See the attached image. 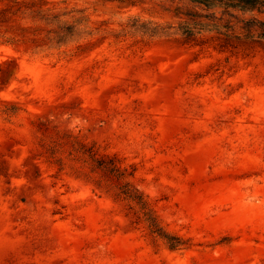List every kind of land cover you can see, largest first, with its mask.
<instances>
[{
  "label": "rangeland",
  "instance_id": "rangeland-1",
  "mask_svg": "<svg viewBox=\"0 0 264 264\" xmlns=\"http://www.w3.org/2000/svg\"><path fill=\"white\" fill-rule=\"evenodd\" d=\"M20 6L78 30L57 43ZM175 8L0 0V264H264V39L144 38ZM78 141L135 170L183 249L95 189Z\"/></svg>",
  "mask_w": 264,
  "mask_h": 264
},
{
  "label": "trees",
  "instance_id": "trees-1",
  "mask_svg": "<svg viewBox=\"0 0 264 264\" xmlns=\"http://www.w3.org/2000/svg\"><path fill=\"white\" fill-rule=\"evenodd\" d=\"M135 4L147 0H118ZM176 4L175 16L180 20L176 26L157 25L144 30V38L155 39L166 34L171 28L195 40L206 32H217L225 37L264 39V19L248 14L264 16V0H170ZM16 14L44 22L50 28L53 40L63 43L73 37L81 19L76 11L61 13L44 9H28L20 6ZM67 18V20H65ZM75 153L91 168V181L95 189L125 204L136 224H143L150 235L163 241L173 251L181 250L186 243L171 234L162 224L157 212L145 193L134 182L135 170L124 165L117 155L101 152L96 144L90 147L77 142Z\"/></svg>",
  "mask_w": 264,
  "mask_h": 264
}]
</instances>
